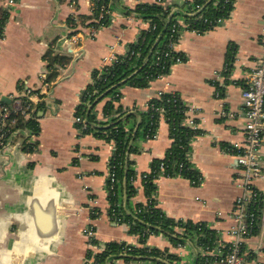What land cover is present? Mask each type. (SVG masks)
<instances>
[{"label": "crops", "instance_id": "obj_1", "mask_svg": "<svg viewBox=\"0 0 264 264\" xmlns=\"http://www.w3.org/2000/svg\"><path fill=\"white\" fill-rule=\"evenodd\" d=\"M91 1L18 0L10 7L8 0H0V12L9 13L0 36V103L15 109L18 100L32 101L30 112L18 114L8 146L0 152V264H86L91 250L84 230L89 227L96 233L94 254L110 242L144 246L129 222L111 217L108 174L114 142L94 132L83 134L75 114L93 73L105 59L111 54L125 56L148 30L151 23L135 12L137 5L158 0H117L109 24L94 36ZM163 1L169 17L174 15L179 22L176 51L183 61L146 88L124 84L119 90L121 101L113 103L144 113L159 93H177L188 106L184 124L201 131L191 139L189 151L200 179L194 184L196 180L179 175L160 176L154 197L168 217L203 222L217 231L219 243L208 254L219 257L221 247L233 241L231 215L241 194V169L235 156L225 150L246 142L242 91L262 56L264 0H232L224 23L203 34L192 29L189 18L212 0L201 5L198 0ZM218 1L214 0V7ZM73 34L76 44L70 39ZM50 52L70 57L71 62L52 69ZM226 66L229 72L224 71ZM53 71L57 77L50 80ZM108 100L112 97L100 101L94 110L103 122L109 120L104 115ZM30 119L36 122L37 133L27 126ZM191 119L194 127L187 122ZM135 126L132 119L127 127L134 129L136 152L130 160L131 170L137 173L131 184L136 193L128 198L126 183L121 182L124 218L149 203L141 175L149 173L154 161L164 158L173 144L170 125L163 117L151 139L145 126L139 132ZM30 144L33 152L26 149ZM258 161L264 173V143ZM255 186L264 192V178L257 179ZM245 245L257 256L252 264H264V234L250 237ZM146 246L168 250L180 258L179 264H196L198 256L205 254L196 239L180 246L161 231L150 234ZM111 264L157 263L121 257Z\"/></svg>", "mask_w": 264, "mask_h": 264}, {"label": "trees", "instance_id": "obj_2", "mask_svg": "<svg viewBox=\"0 0 264 264\" xmlns=\"http://www.w3.org/2000/svg\"><path fill=\"white\" fill-rule=\"evenodd\" d=\"M92 28H102L109 24L112 9L117 0H92ZM207 0H198L197 4H206ZM231 4L219 0L214 7V0L206 5V9L200 14L190 17L192 29L198 33H205L216 27L218 18H227ZM135 12L142 15L143 18L155 26V29L144 31L138 41L131 45L129 52L125 56H117L118 61L110 66L103 67L93 73V80L89 87L82 95V102L76 109V116L81 117L84 123H78L77 126L82 128L84 124L87 128L83 130V134L94 132L98 137L108 142H114L115 150L110 160V165L115 166L116 177L118 179L117 192L113 195L109 193L111 208H115V204L119 201L122 194V181L124 180L127 188V196L132 197L136 193V189L131 185L137 178V173L131 170L132 161L130 155L136 152L132 141L134 140V129L128 128V123L135 120V127L139 130L145 126V132L149 130L157 131L160 122V113L155 111L156 108H163L164 118L171 128V137L173 144L167 155L162 159L154 161L151 167V174L148 179L144 180L147 188V195L150 198L149 203L139 205L140 212L126 215L124 220L131 224V231L140 236L143 247L130 246L125 243L110 242L105 245L104 251L94 254L89 251L88 257H95L96 264H111L114 259L124 257L126 261L135 260H153L157 264H179L180 258L169 253L168 250H160L158 248L146 246V240L152 233L159 231L166 233L174 244L183 245L185 241L196 239L199 246L203 250H213L219 243L217 231L209 227L203 222L195 223L187 220H175L168 217L157 205L154 197L156 191L155 180L160 176L174 177L183 176L190 180H199L200 174L192 167L190 157L191 139L198 136L201 131L193 129L184 124L188 106L177 93H163L159 97L153 98L149 102V110L144 113L139 111L124 110L122 105L115 106L113 101H121L122 95L120 88L129 83L136 88H146L154 80H157L170 73L171 58L164 59L162 64L155 63V53L165 48L169 42L171 27L176 22L174 15L169 17V10L165 8L163 0L153 4H139ZM101 13L104 14L100 19ZM9 13L0 12V36L3 34L5 23L7 22ZM169 17V18H168ZM168 18V20H167ZM74 19H71V21ZM70 21V22H71ZM73 22V21H72ZM132 52H135L132 55ZM179 54V53H178ZM178 54H174L177 56ZM50 61L49 67L56 69L57 66L67 65L71 62V58L67 56H52L50 52L47 56ZM231 58V57H230ZM57 72L53 71L49 79L54 80ZM108 100L104 115L109 118L106 122L97 119L94 110L97 104L107 97ZM2 104H6L5 102ZM8 105V104H6ZM42 107V105H40ZM23 123V120H21ZM27 126L32 132H38V126L34 120H28ZM230 148V147H229ZM228 147L226 149H229ZM30 152L34 151L32 144L26 147ZM164 165L165 171L160 173V167ZM153 172V173H152ZM134 179V180H133ZM256 214L255 229L253 235L259 233V220L261 204L258 203L251 207ZM178 230H184L185 234H180ZM97 244L96 241H93ZM230 244H224L221 247L223 255L215 257L210 254L199 255L196 264H215L227 255ZM245 245L242 250L245 251ZM256 258V254H249V261Z\"/></svg>", "mask_w": 264, "mask_h": 264}, {"label": "built area", "instance_id": "obj_3", "mask_svg": "<svg viewBox=\"0 0 264 264\" xmlns=\"http://www.w3.org/2000/svg\"><path fill=\"white\" fill-rule=\"evenodd\" d=\"M18 0H8V5L13 7L16 5ZM225 3H232V0H224ZM104 16L103 13L100 15V19ZM225 21V18H218L217 24L221 25ZM155 29L154 25L149 26V29ZM179 22L176 21L171 27V34L169 36V42L165 45V48L158 50L154 55L155 63L162 64L164 59L171 58V64L181 63L183 58L176 51L177 46V37L179 33ZM98 29H92L91 35L94 36ZM196 31V30H194ZM197 32V31H196ZM3 35V34H2ZM71 42L76 44L77 37L76 34L70 38ZM260 40L262 41V56L258 65L254 68L252 73L248 76L246 85L242 91V97L244 101V107L246 110V123H245V144H234L229 149H226V152L233 154L236 158V161L240 167V177H239V187L241 189L240 196L235 201V207L232 212V219L234 224L229 230V234L233 237V241L230 244L229 252L227 255L222 257L219 261H216L215 264H252L257 258L249 261L248 257L252 251L247 250L245 241L253 235L255 229V218L256 214L251 207L256 204H261L260 210V220H259V233L264 234V192H261L256 186L255 182L257 179H263L264 173L260 162L258 161V152L264 143V27L262 29V34L260 35ZM135 52H132L134 55ZM174 54H178L175 56ZM118 61L117 56L111 54L108 58L105 59L103 67L110 66ZM102 67V68H103ZM101 68V69H102ZM225 72H229V68L226 66ZM30 94V91H28ZM163 94L159 93L158 97ZM32 107V101L30 98L27 100L17 101V107L15 109L10 108L9 105L0 103V152L8 146V140L10 138L11 128L18 124V114H26L30 112L29 109ZM149 110V104H148ZM189 110V109H188ZM155 111L160 113V117L164 118L163 108H156ZM188 113V111H187ZM76 123H84L81 117L76 116ZM190 126L194 127V121H187ZM87 128V125L82 126L81 131ZM156 130L152 132H146V137L151 139L155 137ZM115 150V145H114ZM112 158V157H111ZM190 159V157H189ZM108 174V194L111 192L113 195L117 192V186L119 184L116 177L115 166L109 167ZM165 171L164 165L160 167V173ZM153 173V172H152ZM151 172L141 175L143 180L148 179ZM152 175V174H151ZM134 180V179H133ZM136 180V179H135ZM198 181H193L196 184ZM137 212H140L138 209ZM111 217H114L117 222L124 220V217L121 215V202L120 196L119 201L115 204V208H111ZM258 233V234H259ZM95 230L93 227L86 228L84 230V235L88 240V245L90 250L95 249ZM245 245V251L242 250V247ZM181 246V245H180ZM217 247V246H216ZM216 249V248H215ZM213 249V250H215ZM212 250V251H213ZM211 250H204L205 254L212 252ZM223 255L220 251L219 256ZM86 264H96L95 257H88L86 259Z\"/></svg>", "mask_w": 264, "mask_h": 264}]
</instances>
